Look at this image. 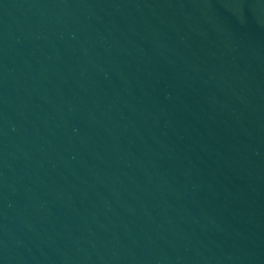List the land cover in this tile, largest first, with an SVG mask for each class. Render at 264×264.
<instances>
[{"label": "water", "instance_id": "1", "mask_svg": "<svg viewBox=\"0 0 264 264\" xmlns=\"http://www.w3.org/2000/svg\"><path fill=\"white\" fill-rule=\"evenodd\" d=\"M0 264H264V0H0Z\"/></svg>", "mask_w": 264, "mask_h": 264}]
</instances>
